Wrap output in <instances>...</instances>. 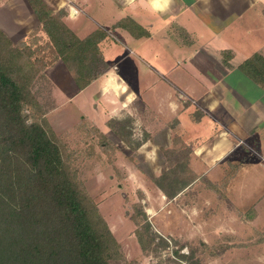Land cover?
Returning <instances> with one entry per match:
<instances>
[{
	"label": "crops",
	"instance_id": "obj_1",
	"mask_svg": "<svg viewBox=\"0 0 264 264\" xmlns=\"http://www.w3.org/2000/svg\"><path fill=\"white\" fill-rule=\"evenodd\" d=\"M41 1L55 14L65 12L63 24L78 40L103 38L98 47L107 72L88 86L79 87L61 58L42 74L59 87L63 103L77 110L75 100L98 84L95 97L104 103L109 120L118 118L114 114L119 103L123 108L136 104L128 114L143 134V129L150 134L143 148L151 146L153 157L146 159L164 161V169L168 163H186L194 181L185 191L201 182L226 187L217 197L223 218L236 219L254 209L258 219L264 195L252 201L253 209L240 210L233 193L264 186V75L240 69L256 55L264 58V43L237 59L240 50L213 41L233 35L235 25L250 11L264 19V0ZM6 9L15 31L10 32L11 21L3 23L1 13L0 29L11 40L49 42L28 0H1L0 10ZM236 38L252 36L241 29ZM201 55L213 64L199 60ZM145 65L150 72L141 71ZM262 67L264 72V64L252 66L258 72Z\"/></svg>",
	"mask_w": 264,
	"mask_h": 264
},
{
	"label": "rangeland",
	"instance_id": "obj_2",
	"mask_svg": "<svg viewBox=\"0 0 264 264\" xmlns=\"http://www.w3.org/2000/svg\"><path fill=\"white\" fill-rule=\"evenodd\" d=\"M23 11H20L22 16ZM61 12L64 11L56 14H63ZM0 13L3 23L11 21L8 24L10 32L15 31V22L11 15L7 17L8 10H0ZM256 14L255 10L250 11L235 25L233 35L227 33L226 39L218 38L213 42L216 46L232 45L241 51L237 59H242L264 43V19ZM241 29L249 32L252 39L237 40V31ZM12 41L31 48L34 58L45 61L49 67L57 61L47 40ZM117 49L122 56V50ZM198 59L206 65L213 64L204 55ZM145 69L149 70L147 65L141 67V71ZM41 75L31 87L39 117L46 118L51 125L73 177L98 206L117 239L123 257L115 264H264V186H248L233 193L240 210L251 206L253 209L252 201L262 198L258 219L254 209H248L242 217L236 213V219L223 218L221 201L217 197L225 193L226 187L219 185L201 182L170 201L154 182L166 170V163L146 159L153 157L151 146L143 148L150 134L145 129L143 134L134 117L128 114V109L133 112L136 104L123 108V103H119L120 110L114 114L118 116L114 120L130 122L124 130L133 135H126L129 142L125 143L106 127L109 119L102 107L104 103L95 97L98 84L75 100V110L63 103L65 98L57 94L59 87ZM145 216L156 235L153 243L148 233L144 234L142 242L138 234L145 227ZM145 241L149 245L146 250L142 247ZM181 255L191 259L181 258Z\"/></svg>",
	"mask_w": 264,
	"mask_h": 264
},
{
	"label": "trees",
	"instance_id": "obj_3",
	"mask_svg": "<svg viewBox=\"0 0 264 264\" xmlns=\"http://www.w3.org/2000/svg\"><path fill=\"white\" fill-rule=\"evenodd\" d=\"M28 2L57 58L63 59L80 88L106 74L108 66L98 47L101 36L78 40L61 21L64 12L55 14L41 0ZM259 63L264 64V58L256 55L240 69L263 76V67L260 72L252 68ZM48 66L0 29V264L119 263L123 253L117 239L73 177L51 125L39 117L31 87ZM107 126L125 143L133 135L124 130L130 122L110 119ZM168 164L154 182L172 201L194 178L188 177L186 163ZM151 232L145 216V227L138 232L141 242L148 233L153 243L156 235ZM142 247L149 245L145 241Z\"/></svg>",
	"mask_w": 264,
	"mask_h": 264
}]
</instances>
